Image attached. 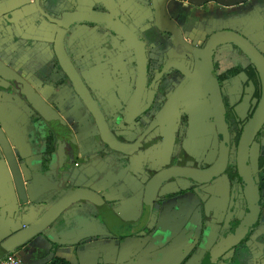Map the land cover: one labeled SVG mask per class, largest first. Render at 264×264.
I'll list each match as a JSON object with an SVG mask.
<instances>
[{
    "label": "crops",
    "instance_id": "1",
    "mask_svg": "<svg viewBox=\"0 0 264 264\" xmlns=\"http://www.w3.org/2000/svg\"><path fill=\"white\" fill-rule=\"evenodd\" d=\"M67 1L42 0L41 4L47 12L59 16L63 11L72 9L73 5ZM117 1L122 19L130 23L148 42L155 57H164L165 37H159L153 27L154 11L151 0ZM163 13L166 19L177 21L184 32L199 43L210 34L231 30L245 36L264 54V0H250L235 7H221L213 3L209 7H192L185 2L164 0ZM87 29L79 28V31L71 36L69 48L73 53V44L83 40L77 56H84L91 67H94L85 74V79L89 80L90 86L97 84L94 89L96 88L98 95L104 96V110L110 115L116 106L119 107V99L111 90L113 83L117 82V76L123 75L124 78L126 70L131 66L125 61L124 55L120 54L115 58L108 38L93 32L94 29ZM55 31L38 12L35 0H0V60L20 73L47 103V110L50 117H54V124L60 126L61 130L65 129V125L70 127L77 139L75 166L69 180L64 183L66 189L92 188L107 200L121 219L126 223H134L141 214L137 199L145 188L144 171L147 170L148 158L154 156L153 150L147 152L146 157L135 156L131 168L125 172L121 169L116 171V168L111 167L112 157H106L105 154L99 157L94 155L100 150L98 151L89 118L82 116L78 111L79 100L70 98L64 89L56 90L54 77L48 72L43 73L55 60ZM114 47H117V44ZM214 62L219 72L238 64H250L249 58L230 43L218 46L214 53ZM14 87V83L9 79L0 78V124L21 164L29 199L28 204L19 201L9 169L6 163L0 160V242L15 228L33 221L43 212V207L39 210L32 208V202L51 203L60 192L57 178L51 181L45 175L48 170L38 171L39 155L36 145L28 142L27 130L22 126L27 119L25 113H28L29 107L16 94ZM196 120L194 128L201 132L202 122ZM211 131L212 129L207 132ZM206 136L208 134H198L195 145L197 150L208 147L206 144L210 139ZM259 148L264 157V130L259 139ZM153 152H156L157 160L160 161L165 157L167 150L162 151L160 146ZM185 156L188 154L185 153ZM78 162L81 163L79 166L76 165ZM259 178L261 201L264 203V170ZM209 191L217 196H214L215 200L212 199V205L217 212L219 199L225 197V191L221 192L208 186L207 192ZM162 193L169 192L163 190ZM199 206L200 200L196 194L186 193L169 201L161 200L155 206L152 217L137 231L138 233L120 232L121 237H117L94 225L90 228L88 238H84L82 232L73 241H62L57 236H50L51 241L40 237L30 245L17 249L16 254L34 263H48L53 257H58L69 264H200L202 254L212 246L216 237H208L200 250L192 256L196 239L202 229L203 220ZM79 210V207H75L72 212ZM80 216L86 215L81 213ZM221 216L215 214L216 223L221 222ZM207 225L212 234L217 232L216 225ZM53 247L56 248L55 252L52 251ZM26 249L29 250L26 252ZM224 260H232L233 264H264V206L260 223L250 239L231 250Z\"/></svg>",
    "mask_w": 264,
    "mask_h": 264
},
{
    "label": "flooded vegetation",
    "instance_id": "2",
    "mask_svg": "<svg viewBox=\"0 0 264 264\" xmlns=\"http://www.w3.org/2000/svg\"><path fill=\"white\" fill-rule=\"evenodd\" d=\"M91 1L92 0H90V2L88 1V5L94 4L93 2L91 3ZM177 1L184 2L181 0ZM41 2L42 0H40V7L52 19H61L64 13H72L80 8L78 0H68L67 2L73 5L72 9L65 10L59 16H55L47 12L43 8ZM104 2L106 3V5L104 4ZM113 4L119 14V18L123 24V28L126 31L132 33V36L135 35L142 42H144V49L142 53L140 52V49L138 47H133L129 44L128 39L130 38V36H128V39L123 38L124 34H117L106 23H92L87 21L73 23L66 31L64 40L65 50L72 65L81 76L84 84L90 90L93 99L97 102L100 109L104 113L109 129L116 135L120 142L135 143L137 140H140L141 144H143L144 147L136 152L135 156H138V158H141V156L146 157L147 152L152 150L155 151V149L160 146H162V151L167 150L165 157L160 161L157 160L156 152L152 151V154L154 156L150 159L148 158L147 170L144 171V187L150 182L152 177L157 172L167 168L178 166L200 170H207L211 168L221 157V144L218 122L216 119V113L214 110L211 95L208 92L205 84L202 85L201 73L197 71L199 68V55L192 52L191 49H203L212 34L205 37L203 40H201L200 43L195 38L187 35L177 21L172 18L166 19L163 13L164 0H162L160 6L163 21L173 22L178 28L181 29L184 41L186 42V45L191 48L189 49L191 50V52L188 50V48L185 47V45L175 46L172 34L163 33L156 27L155 10L153 8V0H151L152 9L154 11L153 27L159 33V37H165V41L163 42L165 43V56L157 58L152 53L150 45L141 36V34L137 30H135L130 23L122 19L118 1L113 0ZM113 4H111L107 0H98L97 4H95L91 8L93 9V11L106 13L107 6L110 5L111 7H113ZM36 7L40 15L56 30L53 42L55 60L48 66V68L44 69L43 73L48 72L54 77L53 79H55V82L53 84L56 90L64 89L66 92H68V96L70 98L79 100L78 105H80L77 106V108L80 107V109L78 111L82 114V116L87 117L88 112L86 106L73 90V85L70 82L67 74L65 73L61 63L59 62V59L55 52V41L60 27L43 16L39 11L37 4ZM82 27H87V31H93L94 29L95 31L93 32H98L105 38H108V44H110L114 49L113 54H115V58H117L118 55L122 54L125 56V61L128 62V64H130L131 66L128 70H126L124 78L123 75L122 77L117 76V82L113 83V89L111 90L116 93L117 98L119 99V107L116 106V108L113 109L110 115L107 114L104 110V96L100 94L98 95V91L96 90V88L94 89L95 85L97 84H91L92 86H90V83L88 82L89 80L85 79V74L89 73L94 67H91L92 65H90L89 61H86V58L84 56H77L78 50L83 43V40L81 41L78 39L79 42H77L76 45L73 44V53H71L69 48V40L71 36L78 32L79 28ZM224 43L229 44L228 42ZM115 44H117V47H114ZM217 48L214 50L211 56L210 68L212 75L218 80L219 92L217 101L222 103V108L229 132V148L227 154L226 169L217 178H214L207 183H197L181 177L170 180L169 182L164 184V190H167L169 193L163 194L162 192H160L153 208L154 212L155 206L161 200L169 201L174 199V197L176 196L185 195L186 193L196 194V196L200 200L199 213L201 214L203 221L200 236L198 239H196L197 243L196 245H194V249L191 253L192 256L196 254L198 250H200L208 237H216V241L212 244V246L221 238H223L224 236L222 237L220 232L223 227L227 228L229 226L230 220L233 217L238 219L240 222V225L236 228V230L242 227L247 220L248 205L244 197L242 179L239 184L233 186L230 182L227 172L229 168L236 167L239 174V143L245 129L247 128L248 124L250 123L259 107L263 92V83L261 76L258 73V77H256V72L253 70V67H255V65L251 62L250 59V64L247 66L238 64L226 71L219 72L218 66L214 62V53ZM0 66L3 71V78L9 79L12 84L14 83V90L16 94L22 100H24L29 107L28 113H25L27 119L22 123V126L27 130L28 136V134L35 129L32 119L33 116H36V111L35 108L33 109V106L26 99L22 98L19 95V92L17 90L18 88L16 87H20L19 90L24 87L31 93L35 94L40 102L41 107L44 106V108L47 109L48 105L26 82V80L21 76L20 73H18L16 70H14L1 60ZM239 66H241L244 71H241L236 75L229 74L225 77V75H227L229 71ZM256 71L258 72L257 68ZM91 83L94 82L91 81ZM140 87L142 93H140L141 104L139 108L147 106L148 109L144 114L141 115V117L135 119L134 122L127 124L125 123V109L136 96V94H138V89ZM53 108L51 107V109ZM196 119H199L202 122L201 125H203V129H201V132L196 130V127L194 128V123L197 121ZM89 121L91 123L90 125L92 128V132H94L95 138V135L97 134L96 125L91 121L90 116ZM52 124L55 125L54 122H52ZM57 127L60 129V126ZM210 129H212V131L207 132ZM263 130L264 125L249 147L250 171L254 177L260 196L261 189L259 175L264 170V167H261V158L263 156L260 154L259 139L262 136ZM196 133L197 135H195ZM198 134H208V136L206 137L210 139V142L206 144L208 145V147L200 151L195 148V145L197 144L196 141H198ZM62 137L64 138V134L62 135ZM27 140L29 143L32 142L29 138ZM66 140L67 139H62V151L66 155L72 154L70 160L73 163L78 152L77 139L76 137H74L75 145H72V147H70ZM37 142L38 145H36V152L37 155H41L42 150L45 149L47 151L49 148L53 149V145L57 143L58 140L56 138L53 140L48 138H41ZM97 147L98 151H100L96 152V154L94 155L99 157L101 156V152H106V147L100 143L99 139L97 141ZM188 151L191 152V154L187 157L185 156V153L189 154ZM233 151H235V163H231ZM198 152L200 153L197 154ZM108 157H112L110 165L112 168H116V171L117 169L125 171L131 168L132 163L127 167V163L125 165H121L117 162V153L113 152ZM189 157L193 158L190 159ZM80 164L81 163L78 162L76 165L79 166ZM73 166H75V163H73ZM208 186H211L218 191L221 190V192L222 190L225 191V197H220L219 199L220 206L218 207L217 212L215 206L212 205V202H214L212 201V199L215 200L214 196H217L210 191L207 192ZM61 190H67L65 184H63ZM217 213L222 215V220L220 222L221 224L216 223L215 214ZM243 220L244 223H242ZM208 223L216 225L217 232L215 234H212V230H210V227H208L207 225ZM193 236H195V231H193ZM209 249H206L204 251V254H202V259L203 256L209 251ZM6 255H4L3 257H5Z\"/></svg>",
    "mask_w": 264,
    "mask_h": 264
},
{
    "label": "water",
    "instance_id": "3",
    "mask_svg": "<svg viewBox=\"0 0 264 264\" xmlns=\"http://www.w3.org/2000/svg\"><path fill=\"white\" fill-rule=\"evenodd\" d=\"M88 1L90 2V0H78L80 8L72 13H64L61 19L50 18V16H48L40 7V0H36V4L43 16L60 27L56 36L55 52L73 85V90L85 104L91 121L96 125L97 134L95 135V139H97V141L99 139L100 143L106 147V152H101V154H105V156L108 157L113 152L117 153V162L121 165L127 163L126 166L128 167L134 162L136 152H138L139 149H142L144 145L141 144L140 140H137L135 143L120 142L116 135L109 129L104 113L97 102L93 99L90 90L84 84L81 76L72 65L65 50L64 40L66 31L71 24L80 21H87L92 23H106L117 34H124L123 38L125 39H128V36H130L128 39L129 44L133 47H138L141 53L144 49V42H142L137 36H132V33L123 28V24L120 21L113 0H107L113 4V7L108 5L106 13L96 12L91 8L97 4L98 0H92L91 3H94L92 5H88ZM181 1L195 7H209L212 3L221 7H235L245 4L250 0ZM161 3L162 0H153L156 27L163 33L172 34L175 46L185 45L188 50L191 49L186 45L181 29L173 22L163 21L161 15ZM104 4L106 5L105 2ZM224 42H228L233 46L238 47L241 50L240 52L245 54L251 60L257 68L263 83V92L259 107L245 129L239 143L238 170L242 179L244 197L248 205L247 220L238 230L231 232L216 242L203 256V259L200 262V264H233L232 260H227L226 262L224 256L250 239L260 223L262 205L264 204L261 203V196L249 166V147L264 125V54L245 36L231 30L215 32L209 37L205 47L201 50L196 48L191 49L192 52L199 55V68L197 71L201 73L202 85L205 84L207 87L214 105L220 135L221 157L216 164L207 170L178 166L157 172L145 186L141 196L137 199L140 204L141 214L138 221L134 223H126V221L121 219L115 210L109 205L107 200L92 188L73 187L70 190H61L63 184L70 178L74 163L70 160L72 154L66 155L63 153L61 145L62 139H67V143L72 147V145H75V136L66 125L64 129L65 131L63 129L60 130L56 125H53L52 122L54 118L50 117L48 110L44 108V106H40L37 96L24 87L19 90L20 87L17 86L16 88H18L19 95L26 99L36 111V116H33V119L31 118L34 122L33 126L35 129L29 133L27 137L31 139L32 143L35 145H38L37 141L41 138L52 140L56 138L58 140V142L53 145V149L49 148L47 151L45 149L42 150L41 155H39L37 167L39 172H42V169L48 170L45 172V175L48 176L51 181H53L54 178L58 179L57 184L60 188V192L55 196L51 203L34 201L30 204L35 210H39V208L43 207V212H40L33 221H30L27 224L24 223L19 228H15L3 241L0 242V259L6 254L16 253L17 249L30 245L40 237L51 241L50 236H57L62 241H73L78 238L79 234L82 232L85 235L84 238H88L90 228H93L94 225L117 237H121L119 236L120 232H137L142 229L141 227L152 217L156 199L160 192L165 189L164 184L172 179L180 177L197 183H207L222 174L227 166L229 132L222 103L217 101L219 92L218 80L212 75L210 61L214 50ZM191 50L189 51L191 52ZM3 76V71L0 66V78H3ZM140 93H142L141 87L138 89V94L134 97L135 99L133 98L125 109V123L127 124L134 122L135 119L141 117V115L148 109L147 106L139 108L141 104ZM88 115L87 117L89 118ZM63 134L64 138L62 137ZM0 160H3L9 169L19 201L23 204H28L29 195L24 181L21 164L13 150L9 138L1 127V124ZM75 207H79L80 210L72 212ZM83 208H87V210H84ZM69 212L72 213L69 214ZM81 213L87 217L80 216ZM53 244L55 245V243ZM28 250L29 249H26L25 251L27 252ZM55 250L56 248L53 247L52 251L55 252ZM56 258L58 257H53L48 263L27 262L31 264H50V262Z\"/></svg>",
    "mask_w": 264,
    "mask_h": 264
},
{
    "label": "trees",
    "instance_id": "4",
    "mask_svg": "<svg viewBox=\"0 0 264 264\" xmlns=\"http://www.w3.org/2000/svg\"><path fill=\"white\" fill-rule=\"evenodd\" d=\"M236 49H238L239 51H241L238 47L234 46ZM253 70L256 72V77H258V72L256 71V68L253 67ZM241 71H244L243 68L241 66L237 67V68H234L232 69L231 71H229L227 73L226 76H228L229 74L230 75H236L237 73L241 72ZM261 167L263 168L264 167V157L261 158ZM228 177L230 179V182L232 183L233 186H236L237 184H239L241 182V178L237 172V169L236 167H232V168H229L228 169ZM240 225V222L238 219H236L235 217H233L231 220H230V223H229V226L226 228V227H223L220 234L221 236H226L228 235L229 233L233 232L236 230V228ZM229 262V261H228ZM231 263V261H230ZM50 264H69L68 262H66L65 260L63 259H59V258H56V259H53Z\"/></svg>",
    "mask_w": 264,
    "mask_h": 264
},
{
    "label": "built area",
    "instance_id": "5",
    "mask_svg": "<svg viewBox=\"0 0 264 264\" xmlns=\"http://www.w3.org/2000/svg\"><path fill=\"white\" fill-rule=\"evenodd\" d=\"M0 264H31L16 253H9L0 259Z\"/></svg>",
    "mask_w": 264,
    "mask_h": 264
},
{
    "label": "rangeland",
    "instance_id": "6",
    "mask_svg": "<svg viewBox=\"0 0 264 264\" xmlns=\"http://www.w3.org/2000/svg\"><path fill=\"white\" fill-rule=\"evenodd\" d=\"M200 151V150H199ZM215 151V150H214ZM188 155H190V152L188 151ZM200 152H198V154H199ZM215 154V153H214ZM188 157V156H187ZM213 157V156H212ZM190 159L192 158V157H189ZM235 161H236V158H235V151H233V153H232V158H231V163H235ZM242 223H244V220H243V222Z\"/></svg>",
    "mask_w": 264,
    "mask_h": 264
}]
</instances>
